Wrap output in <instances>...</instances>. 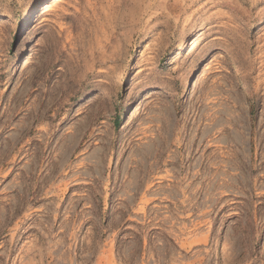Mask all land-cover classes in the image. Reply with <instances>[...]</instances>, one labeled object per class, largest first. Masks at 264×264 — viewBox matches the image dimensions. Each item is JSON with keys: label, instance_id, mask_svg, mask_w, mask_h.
Here are the masks:
<instances>
[{"label": "rangeland", "instance_id": "374dc122", "mask_svg": "<svg viewBox=\"0 0 264 264\" xmlns=\"http://www.w3.org/2000/svg\"><path fill=\"white\" fill-rule=\"evenodd\" d=\"M37 1L0 0V264H264V0Z\"/></svg>", "mask_w": 264, "mask_h": 264}, {"label": "bare ground", "instance_id": "6f19581e", "mask_svg": "<svg viewBox=\"0 0 264 264\" xmlns=\"http://www.w3.org/2000/svg\"><path fill=\"white\" fill-rule=\"evenodd\" d=\"M45 1V2H44ZM44 1H37V2H34V3H32V4H30L29 6H27V8H26V10H25V18L27 17V18H30L31 17V15L39 8V7H41V5H44V6H46L47 4H49L50 3V1H52V0H44ZM56 1H59V0H55V2ZM195 40V39H194ZM190 42V41H189ZM235 137V139L237 140V142H239V143H241L242 144V140L241 139H243V137H242V135L239 137V136H234Z\"/></svg>", "mask_w": 264, "mask_h": 264}]
</instances>
